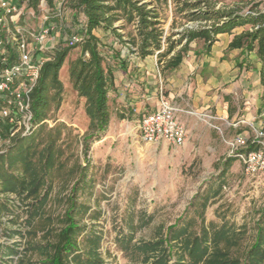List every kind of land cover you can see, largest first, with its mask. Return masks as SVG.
<instances>
[{"label": "trees", "instance_id": "1", "mask_svg": "<svg viewBox=\"0 0 264 264\" xmlns=\"http://www.w3.org/2000/svg\"><path fill=\"white\" fill-rule=\"evenodd\" d=\"M12 1L24 10L30 8L38 11L40 6H46L52 11L48 19H55L63 5L73 11V19L81 15L83 21L80 24L81 35L76 34L81 38L78 43L65 47L59 45L49 54L38 50L34 55V58L42 57L45 61L29 93L32 113L30 131L25 135L10 137L13 126L0 118V136L13 139L9 157L0 154V160L2 157L7 159L5 164L0 161V194L6 198L14 194L21 208L26 205L27 214L20 234L24 238L23 250L18 251L20 244L13 243L8 252L10 255L20 252L16 264H105L99 252L102 234L93 226L87 228L81 219L89 207L79 200V195L90 189L93 183L88 159L85 166L76 162L69 170L62 171L60 183L64 186L55 195L63 203L62 212L53 218L41 215L45 222L39 241L25 239L53 190L51 181L47 179L48 170L55 162L52 143L48 144L43 154L37 151L35 138L51 107L57 109L62 101L63 84L59 73L69 49L80 47L79 55L68 62L67 73L73 90L85 100L84 111L89 123L82 143L86 158L90 144L107 132L111 120L108 92L113 86V71L100 51L101 44L94 33L96 29L109 32L128 54L140 58L155 55L162 70L177 68L191 50V42L201 41L202 52L207 54L218 35L228 34L231 36L229 49H241L245 54L255 53L260 64V83L264 88V0ZM168 10L173 16L171 28H182L177 31L176 38L171 34L166 35L163 29ZM189 24L194 26H187ZM11 28L14 29L13 23ZM126 28L128 32H120ZM0 39H9L1 29ZM2 49L6 61L0 63V68L18 59L14 42L5 41ZM120 55V51L115 52L117 59H120ZM119 117L124 116L119 114ZM246 150L252 148L247 147ZM37 154L39 157L44 155L38 168L33 160ZM235 159L233 155L226 158L221 171L225 173ZM18 161L22 168L20 173L15 174L13 167ZM70 180L73 182L67 190ZM207 201L202 199L198 204L197 230L194 224L198 221L186 213L167 226L165 234L154 239L132 242L131 233L120 234L117 242L123 244L126 251L139 253L140 264H264V207L254 223L252 241L244 248L246 229L236 228L225 221L219 226L205 224ZM149 221L150 216L141 225ZM29 250L36 253L35 260L24 255Z\"/></svg>", "mask_w": 264, "mask_h": 264}, {"label": "rangeland", "instance_id": "2", "mask_svg": "<svg viewBox=\"0 0 264 264\" xmlns=\"http://www.w3.org/2000/svg\"><path fill=\"white\" fill-rule=\"evenodd\" d=\"M50 14L52 11L46 6H40L38 11L25 9L13 25L38 31L44 22V16L49 17ZM72 15L73 11L62 5L59 15L46 21L53 22L56 26L55 31L64 36L61 47L67 46V38L70 36L81 35L80 24L83 17L76 15L73 19ZM172 20L173 16L168 10L163 29L166 35L171 34L176 38L177 31L182 28L179 26L171 28ZM6 26H10L9 32L6 33L10 38L14 29L8 20ZM120 32H128V28ZM94 33L100 41V51L105 63L113 72L118 69L115 52L136 56L128 54L109 32L96 29ZM29 41L31 53L35 55L39 44ZM190 48L184 59L190 56L193 50L201 52L202 42L193 41ZM44 53L49 54L47 51ZM79 53V46L69 49L59 73L63 84L62 101L57 109L51 107L44 125L36 133L37 151L45 154V148L52 143L55 162L48 170L47 179L51 181L53 190L25 239L39 241L45 222L41 215L53 218L62 212L63 203L61 199L57 200L55 197L56 191H61L64 186L60 183L62 171L69 170L76 162L85 166L88 159L93 183L90 189L79 195V200L89 207L81 219L87 228L93 226V229L102 234L99 252L105 264H140L141 255L126 251L123 244L117 242L119 235L132 233V242L148 241L165 234L167 226L178 216L187 213L198 221L196 211L202 199H208L204 211L205 224L219 226L225 221L232 223L236 228L246 229L243 247H247L252 241L254 223L264 207V179L245 175L241 166L232 172L221 171L223 157L229 148L228 143L232 141L228 140L229 134L222 121L211 120L197 114L198 119L192 126L191 137L187 138L182 146L156 147L154 144H146L140 139L135 128L139 116L133 119L130 117L129 108L121 107L119 96H116L112 86L108 92V104L112 123L116 121V126L111 124L110 128L109 124L107 132L90 144L85 158L82 137L87 131L89 118L84 111L85 100L77 96L67 73L68 62L75 59ZM119 114H123L124 121ZM185 127L188 128L187 125ZM230 129L234 130V127L230 126ZM207 133L217 141L213 143L204 141V135ZM18 135L21 136L20 131L14 134V138ZM12 141L13 139L9 137L0 136V154L9 157ZM43 157L44 155L39 157L37 154L33 158L37 168ZM6 160L2 157L0 161L5 164ZM21 168L22 165L18 161L13 171L18 174ZM72 182L70 180L67 190ZM9 197L17 198L14 194H9ZM7 198L0 194V216L8 212L15 215L11 219L9 233H0V264H16L17 260L8 258L10 256L8 249L11 241L15 240L21 241L18 248L20 251L23 250L24 238H21L20 231L16 228L23 230V222L27 215L26 205L14 210L9 206ZM148 215L150 221L141 225ZM198 223L199 221L194 224L196 230ZM2 241H7V244H3ZM24 255L33 260L37 258L36 253L30 250Z\"/></svg>", "mask_w": 264, "mask_h": 264}, {"label": "crops", "instance_id": "3", "mask_svg": "<svg viewBox=\"0 0 264 264\" xmlns=\"http://www.w3.org/2000/svg\"><path fill=\"white\" fill-rule=\"evenodd\" d=\"M63 39L64 36L53 30L46 40L47 52L62 45ZM230 40L228 34L218 35L207 54L193 50L173 70H162L155 55L138 58L122 52L117 59L118 69L113 72V87L121 107L129 108L132 119L139 116L135 128L141 117L155 111L161 99H165L181 110L176 117L187 125V138L191 137L198 114L222 121L229 134L228 140L240 135L247 140V147L258 149L256 132L264 131V88L260 83V64L254 52L245 54L241 49H229ZM111 124L116 126V121L112 123L111 119L110 128ZM203 140L209 143L217 141L208 133ZM154 145L170 146L164 142ZM230 151L229 147L223 160L232 156ZM235 158L227 169L231 172L238 166L242 167L239 159Z\"/></svg>", "mask_w": 264, "mask_h": 264}, {"label": "built area", "instance_id": "4", "mask_svg": "<svg viewBox=\"0 0 264 264\" xmlns=\"http://www.w3.org/2000/svg\"><path fill=\"white\" fill-rule=\"evenodd\" d=\"M24 12L23 7H19L12 0H0V29L9 32V27L6 26V21L16 24V21ZM48 16H44V22L38 31L28 29L24 26H14V31L11 33L9 39H0V48L2 49L5 41H11L16 44L18 59L0 68V118L5 119L9 125L13 126L10 132V137L19 132L25 135L31 128L30 100L29 93L36 83L41 66L45 58H34L29 48L32 40L39 44V51L47 50L46 40L50 33L55 30L53 22H46ZM81 40L80 36L73 35L67 38V45L72 46ZM4 49L0 53V63L6 61ZM181 111L165 99H161L158 108L143 117L138 122L137 131L140 139L146 144H158L164 142L176 147L182 146L187 139V130L184 124L178 121L176 114ZM264 115V112H263ZM264 131L256 132V138L259 139L257 143L260 145L258 149L246 150L247 140L242 136H236L229 142L230 154L237 157L242 164L243 172L250 177L264 178ZM8 204L14 210H18V198L12 199L9 197ZM15 214L5 213L0 216L2 227L0 233L8 234L11 225V219ZM23 232L22 229L16 228ZM7 244V241H2ZM21 241L15 240L11 243L20 244ZM17 246V250L20 251ZM20 256L10 255L8 258L15 259Z\"/></svg>", "mask_w": 264, "mask_h": 264}]
</instances>
